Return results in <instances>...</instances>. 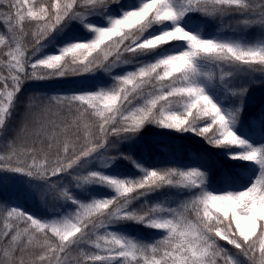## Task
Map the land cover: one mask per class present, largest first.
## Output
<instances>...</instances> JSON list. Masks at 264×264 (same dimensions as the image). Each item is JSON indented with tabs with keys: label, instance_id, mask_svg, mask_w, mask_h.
<instances>
[{
	"label": "snow or ice",
	"instance_id": "6c2138e0",
	"mask_svg": "<svg viewBox=\"0 0 264 264\" xmlns=\"http://www.w3.org/2000/svg\"><path fill=\"white\" fill-rule=\"evenodd\" d=\"M256 90L264 0H0V264H264Z\"/></svg>",
	"mask_w": 264,
	"mask_h": 264
},
{
	"label": "trees",
	"instance_id": "16d2710c",
	"mask_svg": "<svg viewBox=\"0 0 264 264\" xmlns=\"http://www.w3.org/2000/svg\"><path fill=\"white\" fill-rule=\"evenodd\" d=\"M258 32L253 31L250 33V36H257ZM45 51H50V49H46ZM77 81H68L67 83H74ZM261 102H264V92L260 90L253 91L252 100L249 105V114L251 112H255L261 105ZM247 119V118H245ZM166 146V147H165ZM181 146L183 149L181 150ZM125 149H127L128 145H123ZM206 146L199 140L197 137H193L191 135H172L166 132L159 131L153 127H149L143 134L141 141L135 148V152L138 156L144 157L148 159L150 162H169L173 159L170 155L171 153H175V159L180 161H187L190 156V152L203 149ZM117 170L123 172H131V167L127 164V162H120L116 165ZM7 192V190H6ZM13 195L15 196V191H13ZM15 199V198H13ZM19 203H22L24 207L38 211L42 215L47 214V210L40 208L36 203L30 200H25L20 198Z\"/></svg>",
	"mask_w": 264,
	"mask_h": 264
}]
</instances>
